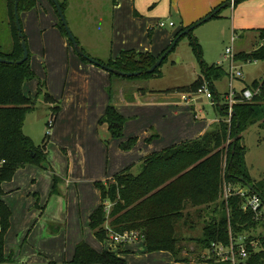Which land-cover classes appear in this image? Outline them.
<instances>
[{
    "label": "rangeland",
    "instance_id": "1",
    "mask_svg": "<svg viewBox=\"0 0 264 264\" xmlns=\"http://www.w3.org/2000/svg\"><path fill=\"white\" fill-rule=\"evenodd\" d=\"M59 1L66 7V20L83 50L105 62L116 58L122 50L157 53L168 49L176 39L177 31L182 29L181 10L186 8V0H174L176 5L172 0H119L117 5L112 0ZM245 2L257 9L254 0H242L238 5L249 4ZM195 6L196 3H192L188 11H193ZM3 8L1 0L0 12ZM231 10L225 13L229 18L232 17ZM211 14L204 16L203 21ZM21 19L24 30L28 31L31 48L36 39L42 41L44 38L55 47L53 56L46 58L40 43V52L35 54L39 59L36 65L32 57L38 75L24 87L25 93L33 97L36 104L26 114L23 130L44 151L46 158L43 160L40 156V164L29 163L19 168L13 179L3 185V198L13 213L9 229L13 247L7 252L10 261L0 264H62L64 250L71 253L76 243L95 239L91 237L94 231L89 225L85 227V221L101 201L96 186L98 181L106 182L145 150L146 153L161 151L198 138L203 129H210L216 118L222 117L220 108L213 105L204 92L193 93L195 100L186 104L183 101L185 94L178 91L198 79L202 74V61L226 69L223 78L214 80L215 89L221 93L229 91L232 84L240 91L255 80H264V61L237 60L236 66L243 71V76L232 81L230 58L226 54L227 47L231 46L238 53H250L257 48L262 43L256 30L260 25L257 24L240 28L232 24V18L204 21L192 30V34L181 38L162 65L160 75L147 80H131L110 75L85 62L72 46L70 37L61 35L58 25L63 22L51 0H39L34 10L22 13ZM171 21L175 27L169 26ZM161 22H166L168 27H161ZM9 29L4 31V50H10L13 43ZM58 33L61 40L56 36ZM234 35L237 37L235 42ZM194 41L200 44L202 60ZM91 67L93 71L112 76V80L93 75ZM172 97H176L175 102ZM127 99L134 100L127 102ZM109 105H114L125 116L122 137H114L109 123L101 122ZM193 106L197 111L204 108L200 119L195 118ZM155 133L159 135L155 136ZM132 137L137 146L125 149L124 145L133 141ZM243 137L251 175L260 181L264 179V129L256 124L245 131ZM141 170L139 166L133 173L139 174ZM106 204L110 202L106 201ZM109 206L111 210L112 204ZM215 208V203L190 205L183 218L176 221L175 232L181 240L179 247H193L188 256L195 262L187 264H214L204 257L209 249L203 250L197 240L216 217ZM58 227L59 231L56 230ZM246 234L264 236V221ZM191 237H194L193 241ZM95 240L99 249L104 245L108 248L119 244L111 238L103 242ZM151 260L152 257L138 255L129 257L127 262L149 264Z\"/></svg>",
    "mask_w": 264,
    "mask_h": 264
},
{
    "label": "trees",
    "instance_id": "2",
    "mask_svg": "<svg viewBox=\"0 0 264 264\" xmlns=\"http://www.w3.org/2000/svg\"><path fill=\"white\" fill-rule=\"evenodd\" d=\"M112 1L117 5L119 0ZM239 1L241 0L237 2ZM3 3L4 8L0 12V57L19 61L24 56V50L15 17L16 0H3ZM37 3L38 0H19L20 17L23 12L32 11ZM61 5L65 11V5ZM222 12L223 10L213 18H221ZM21 24L23 26L22 19ZM193 25L195 23L180 30L176 38ZM8 27L13 43L10 50H4V31ZM59 27L64 36H67L64 24H59ZM23 32L30 51L29 59L22 64L0 62V159L6 161L0 168V263L10 261L5 253V240L12 217V210L3 199V185L13 179L19 168L29 163L40 164V156L43 160L45 157L44 151L23 130L26 114L36 104L34 98L25 93V83L37 77L24 28ZM259 36L264 42V28L259 30ZM71 44L74 46L72 41ZM193 44L202 60L200 44L195 41ZM167 50L158 57L149 52L124 50L116 59L108 62L98 60L125 72H141L138 76L122 77L147 80L161 74V67L168 57L155 72L149 73L148 69ZM81 58L90 63L86 58ZM236 58L241 61H264V43L250 53H238ZM201 65L202 74L198 79L191 85L180 87L179 92L197 93L205 84H209L218 95L214 80L223 78L227 74L226 69L220 65L209 66L204 61ZM248 87L259 89V93L252 101L235 105L231 123L226 120L228 106L219 107L222 113L220 121L214 122L204 135L148 155L143 160L139 174L132 173V168L128 167L112 180L96 183L101 194V204L91 214L90 227L100 241L109 239L112 232L139 230L148 252L170 251L178 256L181 253V240L175 232L176 221L183 218L184 211L190 205L196 207L211 203L216 204L217 214L204 228L203 236L197 240L203 250L210 249L214 242L229 244L231 232L242 235L258 228L261 221L256 220L253 212L243 210L244 198L236 193V188L241 187L249 194L260 195L264 201V179L258 181L252 177L246 157L248 148L243 142V133L251 126L259 124L264 129V80H255ZM101 122L109 123L114 137L124 135L125 116L114 105L108 106ZM131 139L133 141L124 145L125 149L136 145V139ZM226 186L233 189V194L228 199L224 197ZM106 201L112 204L110 211ZM253 239L254 236L249 234L248 241ZM249 249L254 252L252 246ZM250 263L264 264V251L254 255ZM72 264H127V261L109 250L99 252L82 241L77 245Z\"/></svg>",
    "mask_w": 264,
    "mask_h": 264
},
{
    "label": "crops",
    "instance_id": "3",
    "mask_svg": "<svg viewBox=\"0 0 264 264\" xmlns=\"http://www.w3.org/2000/svg\"><path fill=\"white\" fill-rule=\"evenodd\" d=\"M39 1V0H38ZM232 0H186V8H184L183 10H181V13H182V17L184 19V24L182 26V29L185 28V27H188L190 25H192L193 23H195L197 20H201L204 16L208 15V14H211V12H213L216 8H218V6H221L225 3H229L231 2ZM242 1V0H241ZM256 5H257V9L254 10L253 9V6L252 4H250L249 2H245V3H249V4H245L244 6H240L238 5V3L240 2H236L235 4H231L230 6H228L227 8H224L223 9V12H222V17L221 19H225V20H230L232 18V24L234 25H237L239 26L240 28H246L248 26H250V24H257V25H260L259 28H257L256 30L259 31L260 29L264 28V0H254ZM192 3H196V6L193 8V11H188L189 7L192 5ZM172 4L173 5H176L175 4V1L172 0ZM250 6V7H248ZM228 9H232L231 11V15L232 17L229 18L228 15H226L225 13L228 11ZM34 10V9H33ZM171 10V9H170ZM171 12V11H170ZM189 12V13H187ZM32 14H30V17H31ZM172 22V21H171ZM170 22V23H171ZM169 23V26H171ZM168 25V24H167ZM161 26V25H160ZM176 24L174 26H171V27H175ZM59 27V25H58ZM166 27V26H165ZM164 27V28H165ZM168 27V26H167ZM60 29V27H59ZM180 29V30H182ZM32 30V29H31ZM179 30V31H180ZM34 31V30H32ZM177 31V33L179 32ZM27 36H29V34L27 33L28 31H25ZM60 32H61V29H60ZM177 33L175 34V37L174 39L176 38V35ZM45 35V34H44ZM43 35V37H44ZM61 35L63 37H66L64 36V34L61 32ZM259 35V34H258ZM57 38L59 40H61L62 38H60V34L58 33L57 35ZM235 36V35H234ZM29 39V37H28ZM34 39V38H33ZM173 39V40H174ZM237 40V39H236ZM35 44L33 45V48H31V45H30V48H31V51L32 53L34 54L32 57H33V62L34 64L36 65L37 61H39L38 57L36 58L35 54H38L40 52V43L43 45L44 47V50L43 52H45V57L47 58V56L49 57H52L53 56V53H52V49H54L55 47H53L52 45L53 44H49L46 39L44 38L42 41L40 40H35ZM63 41L66 43V39H63ZM175 41V40H174ZM173 41V42H174ZM264 42L262 41V43L260 45H262ZM259 45V46H260ZM258 46V47H259ZM171 47V46H170ZM169 47V48H170ZM257 47V48H258ZM168 48V49H169ZM228 48V47H227ZM256 49V48H255ZM253 49V50H255ZM34 50V51H33ZM128 50H133V49H128ZM166 49H163V51H165ZM124 51V50H122ZM121 51V52H122ZM163 51H159L157 53H154V52H149V53H152L155 57H158L160 56ZM120 52V53H121ZM226 52H227V49H226ZM234 52L235 53H238L235 51L234 49ZM148 53V52H147ZM240 53V52H239ZM227 54V53H226ZM237 55V54H236ZM119 57L116 56V58ZM116 58H111V59H116ZM98 59V58H96ZM33 62H32V66H33ZM76 63H81L79 62L78 60H76ZM91 63V62H90ZM93 64V63H92ZM83 65V64H81ZM95 65V64H93ZM97 66V65H95ZM80 67V66H79ZM99 67V66H97ZM101 68V67H100ZM33 69L35 70V72L37 71L36 69V66H33ZM102 70L104 71H107L103 68H101ZM91 72L93 75H99L101 76V79L102 80H106V79H111L112 80V76H108L107 73L103 72V71H98V70H95L93 71L92 70V67L90 68ZM108 73H111L109 71H107ZM37 74V72H36ZM38 75V74H37ZM96 75V76H97ZM112 75V73L110 74ZM117 76V75H116ZM98 77V76H97ZM109 77V78H108ZM125 78V77H124ZM107 80V81H108ZM248 87V86H247ZM246 88V87H245ZM227 92V91H226ZM226 92H218V95L220 94V96H224V93ZM123 94H125V92H123ZM143 94H145V92H143ZM183 94L184 95V98L185 97H189V100L188 101H185L183 100L186 104H192L193 101L195 100L196 97H192L193 93H188V92H184ZM125 97V96H124ZM176 97H172L171 100L172 102H175ZM134 99L132 100H128L127 99V102H130V101H133ZM182 101V100H181ZM179 102H176V104H178ZM181 103V102H180ZM193 111L195 112L194 115H195V118L196 119H200L199 115H202V112H203V107L197 111L195 110V107L193 106ZM203 118V117H201ZM221 119V118H220ZM219 118H216V120L214 122H218V120H220ZM213 122V123H214ZM212 123V124H213ZM211 124V125H212ZM211 127V126H210ZM209 130V127L203 129L201 131V134L198 136H202L204 135L207 131ZM159 134L158 133H155V136H158ZM132 138H135V137H132ZM183 142V141H182ZM138 143H136L135 146H137ZM134 146V147H135ZM150 148H152V145L150 146ZM145 148L142 147V150H144ZM145 153H142V155L138 158H135L132 162L131 160L129 162H131L130 165H128L126 168L128 167H131V172L133 173L135 169H137L139 166L142 167V163H143V160L145 157H147L148 155L152 154L153 152H156V151H147L146 153V150L144 151ZM70 158V157H69ZM128 159H130V157L128 156ZM126 168H122L121 170H119L117 173H115L113 175L112 178H108V180H112L116 174H118L119 172L125 170ZM107 180V181H108ZM262 180V179H261ZM101 195V194H100ZM4 199V198H3ZM101 200V199H100ZM7 203V202H6ZM8 204V203H7ZM101 204V201L100 203L98 204V206ZM9 205V204H8ZM10 206V205H9ZM97 206V207H98ZM96 207V208H97ZM11 208V207H10ZM42 208V207H41ZM95 208V209H96ZM94 209V210H95ZM12 210V208H11ZM93 210V211H94ZM93 211L90 213V217H91V214L93 213ZM13 214V213H12ZM90 217L89 219H87L85 221V227L89 225L90 227ZM12 219V217H11ZM88 227V228H89ZM91 228V227H90ZM60 227H58L56 230L59 231ZM66 229V228H65ZM56 231V232H57ZM67 232V230H66ZM10 230L8 232V236L6 238L7 243H6V240H5V253H6V256H7V252L10 251V249L13 247V241H11V238H10ZM94 233V232H93ZM91 237L92 239H98L94 234H91ZM76 238H80V237H76ZM112 239V237H110ZM93 240V241H86L87 243H89L93 248H95L97 251L99 252H102L104 250H109L111 252H114L116 253L120 258H123L127 261V259L130 257L134 258V257H137L138 255H144V256H147V257H152L153 261L150 262L149 264H187L186 262H189V261H192V262H195V259H192L191 257L188 256L189 252H191L192 250V246H191V249L188 248V247H185V246H182L181 247V253L178 255V256H175L172 252L170 251H155V252H148L147 251V248H146V245H145V240H142V239H139V241H135V242H132V243H129V244H118L117 246L112 244V246H109L108 248L105 247V245L103 246V249H99L97 246H95V242L96 240ZM191 240L194 239V237H191L190 238ZM89 240V239H88ZM193 241V240H192ZM80 242V241H79ZM101 242V241H100ZM8 245V246H6ZM77 243L74 245V250L71 251V253L69 251H65V254L63 256V263L62 264H72V261L74 260L75 258V255H76V251H77V247H76ZM75 247H76V250H75ZM150 261V260H149ZM128 263V262H127ZM130 264V263H128Z\"/></svg>",
    "mask_w": 264,
    "mask_h": 264
},
{
    "label": "built area",
    "instance_id": "4",
    "mask_svg": "<svg viewBox=\"0 0 264 264\" xmlns=\"http://www.w3.org/2000/svg\"><path fill=\"white\" fill-rule=\"evenodd\" d=\"M161 27L167 26L166 22L160 23ZM171 26H174L175 23L171 22ZM237 39L236 36H233V41ZM227 55L230 58V70L232 81L243 76V71L238 70L236 66V55L234 52L233 46L227 48ZM199 92H204L207 98L211 99L213 105L217 107H223L224 105L228 106V116L226 120L231 123L233 116L235 114L234 107L236 104L243 101H252L254 97L259 93V89H252L249 87L244 88L243 90H237L234 84L231 85L229 91L224 93V96L215 94L211 89L209 84L200 89ZM241 95V97H239ZM185 101L189 100V97L184 98ZM219 121V120H218ZM5 160L0 159V168L5 164ZM237 194L244 198L243 210L251 211L254 213L256 220L261 221L263 224L264 221V201L258 194H249L247 190L238 189ZM233 194V189L229 186L225 187L224 197L228 199ZM110 205V204H109ZM108 205V210L110 211V206ZM112 240L119 244H129L135 242L136 240L142 238L140 232L138 231H127L125 233H112ZM249 235H234L231 232V240L229 244L223 242H214L212 247L209 249V253H206L204 257L206 259L214 260L217 263H227V264H251V260L254 255L258 252L264 251V236L254 237L255 239L248 241ZM249 246H252L254 249L250 251Z\"/></svg>",
    "mask_w": 264,
    "mask_h": 264
},
{
    "label": "water",
    "instance_id": "5",
    "mask_svg": "<svg viewBox=\"0 0 264 264\" xmlns=\"http://www.w3.org/2000/svg\"><path fill=\"white\" fill-rule=\"evenodd\" d=\"M238 0H232L229 3H225L222 6H220L214 13H212L211 15H209L207 18H205L204 21H208L211 20L217 13L221 12L224 8H227L228 6H230L231 4H235ZM55 6L57 7L58 13L61 17V20L68 32V35L70 37V40L72 41L76 51L78 52V54L84 58H86L87 60H89L91 63L111 72L117 75H121V76H127V77H134V76H138L141 72H125L116 68H113L111 66H108L104 63H102L100 60L91 57L90 55H88L83 48L81 47L78 39L75 37V35L73 34V32L71 31L69 24L66 20V16H65V12L64 9L60 3L59 0H53ZM15 17H16V23H17V27H18V31H19V36L21 38V44L24 50V56L21 60L19 61H13V60H8L6 58L0 57V62L2 63H8V64H22L24 62H26L29 59L30 56V51L28 48V44L27 41L25 39V35L23 32V26L21 24V17H20V13H19V0H16V4H15ZM203 20H201L200 22H198L197 24L193 25L191 28H187L182 34H180L179 37H177L175 39V41L173 42V44L171 45V47L158 59V61L150 68L148 69L149 73H153L156 71L157 68H159L162 63L164 62V60L169 57L170 53L174 50V48L177 46L180 38H182L185 35H188L191 33V31L198 25H201L203 22ZM239 136L236 137V139H238ZM251 189H252V185H248Z\"/></svg>",
    "mask_w": 264,
    "mask_h": 264
}]
</instances>
